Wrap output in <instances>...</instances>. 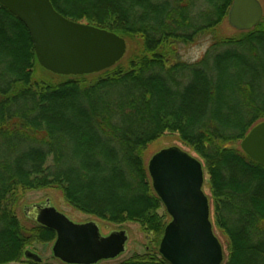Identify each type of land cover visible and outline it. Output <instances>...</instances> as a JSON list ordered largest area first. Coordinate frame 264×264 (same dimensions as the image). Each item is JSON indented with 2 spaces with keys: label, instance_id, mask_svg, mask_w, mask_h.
Returning a JSON list of instances; mask_svg holds the SVG:
<instances>
[{
  "label": "trees",
  "instance_id": "obj_1",
  "mask_svg": "<svg viewBox=\"0 0 264 264\" xmlns=\"http://www.w3.org/2000/svg\"><path fill=\"white\" fill-rule=\"evenodd\" d=\"M51 3L142 49L101 73L36 82L30 33L0 5V264H37L25 252L54 245L55 231L23 226L15 209L21 192L45 189L84 215L154 237L152 251L120 264H170L158 247L171 218L143 160L168 134L203 162L215 225L228 240L223 264H264V165L235 147L264 122V17L224 38L215 30L233 0ZM202 39L204 55L184 60L180 50Z\"/></svg>",
  "mask_w": 264,
  "mask_h": 264
},
{
  "label": "water",
  "instance_id": "obj_2",
  "mask_svg": "<svg viewBox=\"0 0 264 264\" xmlns=\"http://www.w3.org/2000/svg\"><path fill=\"white\" fill-rule=\"evenodd\" d=\"M28 29L38 64L46 71L76 78L113 68L126 55L127 42L119 35L74 22L55 10L51 0H0ZM259 0H233L228 23L240 32L251 31L263 19ZM242 150L264 165V122L242 141ZM152 186L171 218L159 253L170 264H223L224 250L211 222V207L204 192L202 163L178 147L164 149L148 164ZM25 215L56 232L52 252L64 264H98L126 252L125 231L102 236L95 222L76 224L54 207L35 205ZM25 258L42 259L32 251Z\"/></svg>",
  "mask_w": 264,
  "mask_h": 264
},
{
  "label": "rangeland",
  "instance_id": "obj_3",
  "mask_svg": "<svg viewBox=\"0 0 264 264\" xmlns=\"http://www.w3.org/2000/svg\"><path fill=\"white\" fill-rule=\"evenodd\" d=\"M259 2L261 3L263 7V11H264V0H259ZM263 17H264V14H263ZM215 31L218 36L224 37V38L237 37L240 35V33H242L234 29L228 23V18ZM126 42H127L126 55L119 62L123 65H126L128 63V60L132 56L141 52V49H142V45L139 40L126 39ZM208 46H209L208 39H202L199 42H197V44H194L193 46L183 47L180 51H181V54L184 60L188 62H197L204 55ZM33 80L36 82L52 81L53 83H58V82L63 81L62 78L54 76V74L48 71H45L42 68H37L35 70ZM171 147L180 148L181 150L187 152L191 156L198 159L203 165V162L199 159V157L195 155L191 151V149L186 147L181 142V140L179 139L177 135L168 134L149 145V147L147 148V150L145 151L143 155L145 166H148L150 160L152 159L154 155H156L157 153H159L160 151L164 149H168ZM235 147L242 149V142H237ZM203 170H204V165H203ZM203 189L209 199V203L211 207V222L213 225L214 233L216 237L219 239L220 243L222 244L223 250H224V256L226 257L228 240H227V237L215 225L213 207L210 201L211 194H210V189L208 186L207 175H205V183H204ZM47 204L54 207L58 212L64 214L69 220H71L72 222L76 224L95 222L99 226L102 236H107L113 232H119V231H125L127 233L129 239L126 245V252L114 260L102 261L98 264H120L128 260L130 257H132L135 254H144L148 250L152 251L153 249L154 237L149 234H144L138 224L126 223L124 225H115V224L103 221L101 219H97L92 216L84 215L76 211L72 207H70L66 203L62 192L59 190H55V189L21 192L19 194V198L16 202L15 209L19 217V220L21 221L23 226L27 228H31L34 226V221L25 216V212H24L25 208L32 207L35 205H47ZM33 247L34 248L29 251H32L35 254H37L42 259L43 263L45 264H58L59 263L53 257V252H52L53 244H35Z\"/></svg>",
  "mask_w": 264,
  "mask_h": 264
}]
</instances>
